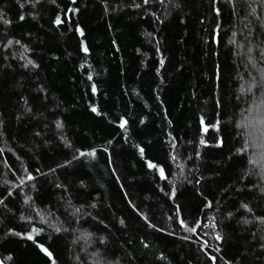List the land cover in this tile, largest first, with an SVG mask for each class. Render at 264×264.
Returning a JSON list of instances; mask_svg holds the SVG:
<instances>
[{
	"label": "trees",
	"instance_id": "obj_1",
	"mask_svg": "<svg viewBox=\"0 0 264 264\" xmlns=\"http://www.w3.org/2000/svg\"><path fill=\"white\" fill-rule=\"evenodd\" d=\"M212 259L264 264V0H0V264Z\"/></svg>",
	"mask_w": 264,
	"mask_h": 264
},
{
	"label": "snow or ice",
	"instance_id": "obj_2",
	"mask_svg": "<svg viewBox=\"0 0 264 264\" xmlns=\"http://www.w3.org/2000/svg\"><path fill=\"white\" fill-rule=\"evenodd\" d=\"M57 22L59 23V21H57ZM93 111H95V109H93ZM121 127H123V125H121ZM150 167H154V166L153 165H150ZM29 239H31V237H29ZM44 251H47V250H44Z\"/></svg>",
	"mask_w": 264,
	"mask_h": 264
},
{
	"label": "water",
	"instance_id": "obj_3",
	"mask_svg": "<svg viewBox=\"0 0 264 264\" xmlns=\"http://www.w3.org/2000/svg\"><path fill=\"white\" fill-rule=\"evenodd\" d=\"M212 264H214V259H212Z\"/></svg>",
	"mask_w": 264,
	"mask_h": 264
}]
</instances>
